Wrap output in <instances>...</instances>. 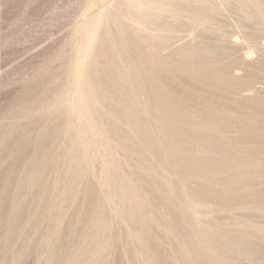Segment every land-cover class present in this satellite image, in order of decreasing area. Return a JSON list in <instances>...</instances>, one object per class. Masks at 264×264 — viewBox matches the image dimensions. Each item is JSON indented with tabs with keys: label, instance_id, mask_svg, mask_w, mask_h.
Returning a JSON list of instances; mask_svg holds the SVG:
<instances>
[{
	"label": "rangeland",
	"instance_id": "obj_1",
	"mask_svg": "<svg viewBox=\"0 0 264 264\" xmlns=\"http://www.w3.org/2000/svg\"><path fill=\"white\" fill-rule=\"evenodd\" d=\"M0 264H264V0H0Z\"/></svg>",
	"mask_w": 264,
	"mask_h": 264
},
{
	"label": "bare ground",
	"instance_id": "obj_2",
	"mask_svg": "<svg viewBox=\"0 0 264 264\" xmlns=\"http://www.w3.org/2000/svg\"><path fill=\"white\" fill-rule=\"evenodd\" d=\"M210 161H211V159H210ZM177 166H179L178 164H176ZM180 166H181V163H180Z\"/></svg>",
	"mask_w": 264,
	"mask_h": 264
}]
</instances>
